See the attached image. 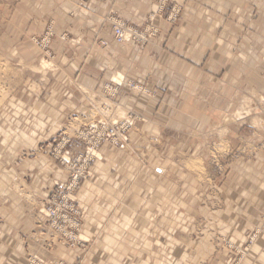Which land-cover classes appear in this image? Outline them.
Segmentation results:
<instances>
[{
    "label": "rangeland",
    "instance_id": "374dc122",
    "mask_svg": "<svg viewBox=\"0 0 264 264\" xmlns=\"http://www.w3.org/2000/svg\"><path fill=\"white\" fill-rule=\"evenodd\" d=\"M91 1L0 0V264H241L264 231L227 136L264 135V0H150L138 23L99 0L130 62L74 106L54 46L82 43L59 20Z\"/></svg>",
    "mask_w": 264,
    "mask_h": 264
},
{
    "label": "crops",
    "instance_id": "0c3cea01",
    "mask_svg": "<svg viewBox=\"0 0 264 264\" xmlns=\"http://www.w3.org/2000/svg\"><path fill=\"white\" fill-rule=\"evenodd\" d=\"M150 3V0H119L118 8L122 16L138 23L143 20L145 12L152 8L153 4ZM107 10L108 3L106 1L93 0L87 6L76 11L74 15H68L59 20L60 25L66 28L71 35L82 37V43L76 47H65L59 41H56L54 46L56 63L65 71V82L74 81L84 90V93H80L79 90L75 93H67L66 90L64 95L67 104L73 103L74 106H78L76 100L77 103L72 101L73 96H79L89 102L90 94L101 93L104 82L109 80L111 74L107 67L117 66V63L123 59L119 46L112 41L110 27L102 24L103 16ZM94 30H97L98 33L96 34ZM98 37L108 42V51H105L102 46H94L89 49ZM73 52L76 54L74 55ZM88 54L90 57L87 56ZM126 60L130 62L129 58L123 59V62ZM261 75L259 74L257 78H262ZM254 83L253 89H264L261 88L264 86L259 81ZM75 112L77 111L75 110ZM228 129V144L233 148L232 150H238V156L231 166V173L233 176L241 178L243 184L247 183L249 187H252L247 193L244 190L239 193L241 195L238 198L241 203L239 209L244 219L243 224H258L264 231V223L261 219V214L264 211V135H261L255 125L245 122L231 125ZM246 146L249 148L247 152L244 151ZM228 240L232 242L247 241V237H228ZM255 241L254 248L248 251L241 264H264V233ZM227 252L228 250L224 251L225 255ZM224 253L222 258H219L221 261L216 264L228 263V257Z\"/></svg>",
    "mask_w": 264,
    "mask_h": 264
},
{
    "label": "built area",
    "instance_id": "2783aa9c",
    "mask_svg": "<svg viewBox=\"0 0 264 264\" xmlns=\"http://www.w3.org/2000/svg\"><path fill=\"white\" fill-rule=\"evenodd\" d=\"M132 30L126 28L124 25H117L114 29L115 37L118 41L122 42L127 39V37L131 34Z\"/></svg>",
    "mask_w": 264,
    "mask_h": 264
},
{
    "label": "bare ground",
    "instance_id": "6f19581e",
    "mask_svg": "<svg viewBox=\"0 0 264 264\" xmlns=\"http://www.w3.org/2000/svg\"><path fill=\"white\" fill-rule=\"evenodd\" d=\"M242 103V102H241ZM250 104V103H249ZM243 105V104H242ZM248 105V104H247ZM246 105V106H247ZM240 109V108H239ZM237 111H239V113H237L238 115L237 116H242V115H246L247 113H249L250 112V109H248V107H245V109H243V110H237Z\"/></svg>",
    "mask_w": 264,
    "mask_h": 264
}]
</instances>
